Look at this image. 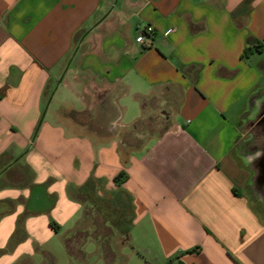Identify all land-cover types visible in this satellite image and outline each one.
Returning <instances> with one entry per match:
<instances>
[{
  "label": "crops",
  "instance_id": "obj_1",
  "mask_svg": "<svg viewBox=\"0 0 264 264\" xmlns=\"http://www.w3.org/2000/svg\"><path fill=\"white\" fill-rule=\"evenodd\" d=\"M262 171L264 0H0V264H264Z\"/></svg>",
  "mask_w": 264,
  "mask_h": 264
},
{
  "label": "built area",
  "instance_id": "obj_2",
  "mask_svg": "<svg viewBox=\"0 0 264 264\" xmlns=\"http://www.w3.org/2000/svg\"><path fill=\"white\" fill-rule=\"evenodd\" d=\"M155 28L152 24L145 25L137 36V41L146 44L147 46L152 45L153 36H154ZM170 264H177L176 262H172Z\"/></svg>",
  "mask_w": 264,
  "mask_h": 264
},
{
  "label": "water",
  "instance_id": "obj_3",
  "mask_svg": "<svg viewBox=\"0 0 264 264\" xmlns=\"http://www.w3.org/2000/svg\"><path fill=\"white\" fill-rule=\"evenodd\" d=\"M70 62H71V61H70ZM70 62L68 63V66L70 65ZM61 79H62V78H61ZM61 79H60V81H61ZM53 94H54V92H53V93L51 94V96H50L49 102H48V104H47V106H46V108H45V110H44V112H43L42 118H41V120H40V124H41V122H42V120H43V118H44V116H45V114H46V111H47L48 105H49L50 101L52 100ZM259 181H260V182H261V181H264V171H262V172L260 173Z\"/></svg>",
  "mask_w": 264,
  "mask_h": 264
},
{
  "label": "rangeland",
  "instance_id": "obj_4",
  "mask_svg": "<svg viewBox=\"0 0 264 264\" xmlns=\"http://www.w3.org/2000/svg\"><path fill=\"white\" fill-rule=\"evenodd\" d=\"M59 93L60 92H58V94L56 93V95L54 96L52 102L50 103L49 111H52V109H54V107H56V105L58 104V102H57L58 98L57 97H59ZM88 221L91 222L90 220H88Z\"/></svg>",
  "mask_w": 264,
  "mask_h": 264
},
{
  "label": "trees",
  "instance_id": "obj_5",
  "mask_svg": "<svg viewBox=\"0 0 264 264\" xmlns=\"http://www.w3.org/2000/svg\"><path fill=\"white\" fill-rule=\"evenodd\" d=\"M259 48H260V47H257V46L254 47V48H252V47H247V48L244 50V54H245V53H248V52H250V51H253L254 49H259ZM51 225H52L54 228H57V227H58L54 221L51 222Z\"/></svg>",
  "mask_w": 264,
  "mask_h": 264
}]
</instances>
